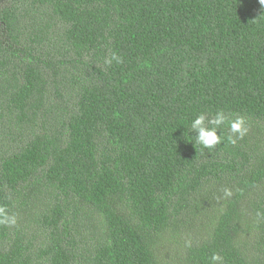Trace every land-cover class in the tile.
<instances>
[{
    "label": "trees",
    "instance_id": "trees-1",
    "mask_svg": "<svg viewBox=\"0 0 264 264\" xmlns=\"http://www.w3.org/2000/svg\"><path fill=\"white\" fill-rule=\"evenodd\" d=\"M0 264H264V0H0Z\"/></svg>",
    "mask_w": 264,
    "mask_h": 264
}]
</instances>
